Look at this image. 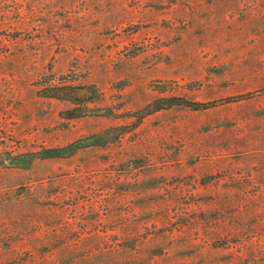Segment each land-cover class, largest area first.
Listing matches in <instances>:
<instances>
[{
  "label": "rangeland",
  "instance_id": "rangeland-1",
  "mask_svg": "<svg viewBox=\"0 0 264 264\" xmlns=\"http://www.w3.org/2000/svg\"><path fill=\"white\" fill-rule=\"evenodd\" d=\"M0 264H264V0H0Z\"/></svg>",
  "mask_w": 264,
  "mask_h": 264
}]
</instances>
